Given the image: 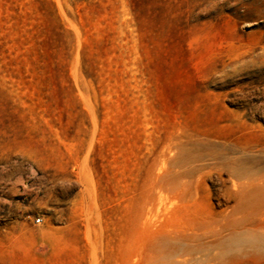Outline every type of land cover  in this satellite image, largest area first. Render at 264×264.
<instances>
[{
	"label": "rangeland",
	"instance_id": "rangeland-1",
	"mask_svg": "<svg viewBox=\"0 0 264 264\" xmlns=\"http://www.w3.org/2000/svg\"><path fill=\"white\" fill-rule=\"evenodd\" d=\"M0 264H264V0H0Z\"/></svg>",
	"mask_w": 264,
	"mask_h": 264
},
{
	"label": "built area",
	"instance_id": "built-area-1",
	"mask_svg": "<svg viewBox=\"0 0 264 264\" xmlns=\"http://www.w3.org/2000/svg\"><path fill=\"white\" fill-rule=\"evenodd\" d=\"M41 220H42L41 217L37 218V222H41Z\"/></svg>",
	"mask_w": 264,
	"mask_h": 264
}]
</instances>
